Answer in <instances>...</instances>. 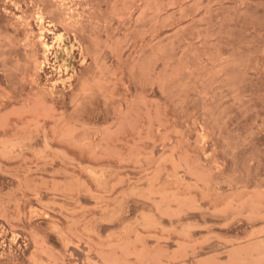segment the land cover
<instances>
[{
  "label": "rangeland",
  "instance_id": "obj_1",
  "mask_svg": "<svg viewBox=\"0 0 264 264\" xmlns=\"http://www.w3.org/2000/svg\"><path fill=\"white\" fill-rule=\"evenodd\" d=\"M0 264H264V0H0Z\"/></svg>",
  "mask_w": 264,
  "mask_h": 264
},
{
  "label": "bare ground",
  "instance_id": "obj_2",
  "mask_svg": "<svg viewBox=\"0 0 264 264\" xmlns=\"http://www.w3.org/2000/svg\"><path fill=\"white\" fill-rule=\"evenodd\" d=\"M57 37V36H56ZM56 40V39H55ZM60 70V69H59Z\"/></svg>",
  "mask_w": 264,
  "mask_h": 264
}]
</instances>
